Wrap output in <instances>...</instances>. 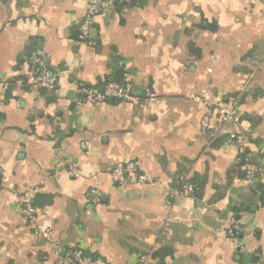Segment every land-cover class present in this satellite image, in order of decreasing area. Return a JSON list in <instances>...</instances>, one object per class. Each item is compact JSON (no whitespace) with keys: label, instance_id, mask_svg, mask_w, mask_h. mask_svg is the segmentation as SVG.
Here are the masks:
<instances>
[{"label":"crops","instance_id":"crops-1","mask_svg":"<svg viewBox=\"0 0 264 264\" xmlns=\"http://www.w3.org/2000/svg\"><path fill=\"white\" fill-rule=\"evenodd\" d=\"M92 1L0 0V264H260L264 181L238 165L264 167V0H108L91 19ZM33 55L54 91L27 83ZM113 81L127 99L85 100ZM223 105L234 121L204 130ZM130 163L146 184L113 178Z\"/></svg>","mask_w":264,"mask_h":264},{"label":"built area","instance_id":"built-area-1","mask_svg":"<svg viewBox=\"0 0 264 264\" xmlns=\"http://www.w3.org/2000/svg\"><path fill=\"white\" fill-rule=\"evenodd\" d=\"M121 3H131L134 0H117ZM108 0H93L88 9V16L92 19L98 15H100L104 9L105 4H107ZM92 21H86L84 22L80 27V40L87 41L90 39V34L92 31ZM32 63L37 66L40 70L36 75L31 76L28 79V84L46 91H54L57 87V77L56 75L52 74L45 68V64L41 60V58H38L36 55H33L31 57ZM127 76V75H125ZM85 94V100L92 103H103L111 99H127L129 97V91L122 85L116 83V82H109L101 91L96 92L93 89H84L83 90ZM201 107L204 106V103L200 104ZM207 106V105H206ZM208 109V107H205ZM204 108V109H205ZM214 115H218L219 120L223 124H227L231 121H234L235 118V105H223L218 109H208L205 114L201 117V126L204 130L211 128V121ZM237 142L241 146V150L243 148V140L242 138H237ZM248 157L246 160L238 165V170L246 172L248 175H256L259 176L264 181V167H256L255 169H252L247 165ZM3 168L0 167V174H3ZM130 173L131 175L134 174L137 175V166L135 163H130L128 165H121L118 164L116 168L114 169L112 175L113 178L117 182L126 183V175ZM73 176L78 177V173L73 171ZM135 182L138 184H146L147 179L143 175H137L135 177ZM186 190L189 192L193 191V187L190 184H186L185 186ZM92 193L95 195L94 199L92 200L94 203H97L99 201V193L93 189ZM34 196L33 194L26 192L19 196V202L21 207V213L27 223L29 225H32L34 227V233L38 236H47V234L44 232L42 227L38 224L37 219V209L33 204ZM240 230V224L239 222L235 221L232 224L231 229L229 230V235H234L235 232H238ZM57 255L60 254V251L56 252ZM69 263L68 264H108L106 260L100 257H90L86 255L80 248L72 249L69 253ZM58 264H64L62 262H59ZM140 264H145L144 260L142 259ZM260 264H264V259L260 261Z\"/></svg>","mask_w":264,"mask_h":264},{"label":"trees","instance_id":"trees-1","mask_svg":"<svg viewBox=\"0 0 264 264\" xmlns=\"http://www.w3.org/2000/svg\"><path fill=\"white\" fill-rule=\"evenodd\" d=\"M90 257H93V256H90ZM94 258H96V257H94Z\"/></svg>","mask_w":264,"mask_h":264}]
</instances>
